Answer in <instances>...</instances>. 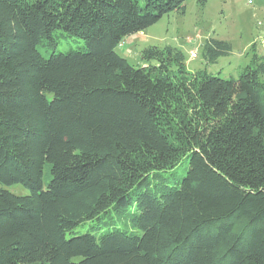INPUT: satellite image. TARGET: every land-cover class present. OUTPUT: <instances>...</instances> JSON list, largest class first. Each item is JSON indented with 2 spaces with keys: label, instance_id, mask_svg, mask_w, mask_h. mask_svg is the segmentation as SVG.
I'll list each match as a JSON object with an SVG mask.
<instances>
[{
  "label": "trees",
  "instance_id": "obj_1",
  "mask_svg": "<svg viewBox=\"0 0 264 264\" xmlns=\"http://www.w3.org/2000/svg\"><path fill=\"white\" fill-rule=\"evenodd\" d=\"M186 1L0 0V183L30 189L0 187V264H264V56L117 51ZM58 32L85 45L44 56Z\"/></svg>",
  "mask_w": 264,
  "mask_h": 264
},
{
  "label": "rangeland",
  "instance_id": "obj_2",
  "mask_svg": "<svg viewBox=\"0 0 264 264\" xmlns=\"http://www.w3.org/2000/svg\"><path fill=\"white\" fill-rule=\"evenodd\" d=\"M209 36L229 40L231 52L214 60L206 59L203 47ZM168 44L184 51L191 71L207 69L223 77L237 78L245 66L260 62L252 61L254 54L264 56V0H208L204 6L198 0H187L185 12L171 11L143 31L126 36L117 51L137 66L143 63L142 51L146 47ZM82 45L84 40L58 32L56 39L44 41L38 48L44 56H49L52 51H68ZM260 60L264 61V57ZM185 165L175 171L173 179L184 174ZM0 187L20 195L30 192L21 183H0ZM86 228L83 226L81 230Z\"/></svg>",
  "mask_w": 264,
  "mask_h": 264
},
{
  "label": "built area",
  "instance_id": "obj_3",
  "mask_svg": "<svg viewBox=\"0 0 264 264\" xmlns=\"http://www.w3.org/2000/svg\"><path fill=\"white\" fill-rule=\"evenodd\" d=\"M251 1V0H250ZM123 44H124V41H123Z\"/></svg>",
  "mask_w": 264,
  "mask_h": 264
}]
</instances>
